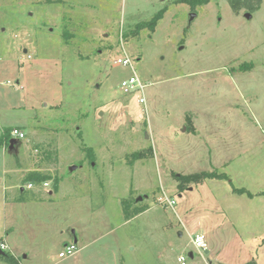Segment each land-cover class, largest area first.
<instances>
[{
    "label": "rangeland",
    "instance_id": "1",
    "mask_svg": "<svg viewBox=\"0 0 264 264\" xmlns=\"http://www.w3.org/2000/svg\"><path fill=\"white\" fill-rule=\"evenodd\" d=\"M176 1L0 0V134H25L0 148L1 250L16 264H264V0L238 14ZM133 74L144 105L121 87ZM36 170L59 192L29 191ZM203 172L220 179L180 188Z\"/></svg>",
    "mask_w": 264,
    "mask_h": 264
},
{
    "label": "trees",
    "instance_id": "2",
    "mask_svg": "<svg viewBox=\"0 0 264 264\" xmlns=\"http://www.w3.org/2000/svg\"><path fill=\"white\" fill-rule=\"evenodd\" d=\"M221 1H226L229 4L232 11L235 14H238L242 10H246L249 13H254L258 11L261 7L263 0H177L176 3L184 4L188 6L192 11H196V9L199 7L206 6L210 3L218 4ZM162 13L163 11H160L151 20L137 24L136 25L137 32L139 33L142 30L154 31L158 25L159 20L161 19ZM14 129L15 128H12V127L3 129V131L0 134V148L10 149L11 141L13 140L11 136V132ZM16 129H20V128H16ZM52 156H53V153L51 152L47 153L48 159H52ZM131 157L134 161L144 158L142 153H134L132 154ZM57 161L58 159L56 155V157L54 158V162L57 163ZM177 178L180 184V188H183L184 185L201 184L205 182L206 180L220 179L218 178V175H215L213 173H207V172H203L200 174L179 176ZM222 179H224V177H222ZM49 181L53 182V193H57L59 191V179L57 177H52L50 173H46L40 170L32 171V172H29L23 180V182L26 185L27 184L33 185L34 187L42 186L44 183H47ZM19 199L22 201H27L29 200V197L25 194V195H22ZM139 213L140 212L137 211L136 215ZM2 242H3V239H0V258H2V260H4L8 264H16L14 258L10 254L5 253L1 250ZM253 263H249V264H253Z\"/></svg>",
    "mask_w": 264,
    "mask_h": 264
},
{
    "label": "built area",
    "instance_id": "3",
    "mask_svg": "<svg viewBox=\"0 0 264 264\" xmlns=\"http://www.w3.org/2000/svg\"><path fill=\"white\" fill-rule=\"evenodd\" d=\"M116 65L129 67V68L133 69L132 62H131L130 58L127 56L117 60ZM121 87L126 94H132V93H136V92L138 94L141 93V96L138 95V97H139L138 102L141 105H144L146 103V99L142 95H143L144 90L146 89L147 86L143 85L140 82L139 78L135 74H133L128 80L122 81ZM11 136L13 139H24L25 138V134L22 132V130L16 129V128L11 132ZM43 185L49 186L50 184L47 182V183H44ZM33 188H34L33 185L27 186L28 190H32ZM166 202L170 208L175 209V207L177 205L176 199H166ZM192 244H193L195 250H197V251L204 252L207 250V243H206V238L204 235H197L194 238V240H192ZM76 252H78V245H77V243L74 242V243L66 245L64 247V250L59 254V257L60 258H67L69 256L74 255ZM187 259H188V257L182 255L178 258V262H179V264H186Z\"/></svg>",
    "mask_w": 264,
    "mask_h": 264
},
{
    "label": "water",
    "instance_id": "4",
    "mask_svg": "<svg viewBox=\"0 0 264 264\" xmlns=\"http://www.w3.org/2000/svg\"><path fill=\"white\" fill-rule=\"evenodd\" d=\"M196 14H192L191 15V21L192 20H194L195 18H196ZM247 16V18H251V14H247L246 15ZM137 128H139V125L137 126ZM17 143V140L16 139H13L12 141H11V146H10V149L12 150L13 148H14V146H15V144ZM73 169H76L75 167L73 168ZM146 198H147V196H145ZM141 200H143V197H140L139 199H138V201H141ZM182 234L180 233V236H181ZM207 253V252H206ZM190 258H194V254L193 253H191L190 254Z\"/></svg>",
    "mask_w": 264,
    "mask_h": 264
},
{
    "label": "crops",
    "instance_id": "5",
    "mask_svg": "<svg viewBox=\"0 0 264 264\" xmlns=\"http://www.w3.org/2000/svg\"><path fill=\"white\" fill-rule=\"evenodd\" d=\"M59 189H60V187H59ZM58 192H59V191H58ZM74 242H75V243H78L77 238H75V241H74ZM206 243H207V250H206V252H207V254L211 255L210 257L213 258V254H214L213 246L211 245V243L209 244V243L207 242V240H206ZM206 252H205V253H206Z\"/></svg>",
    "mask_w": 264,
    "mask_h": 264
}]
</instances>
